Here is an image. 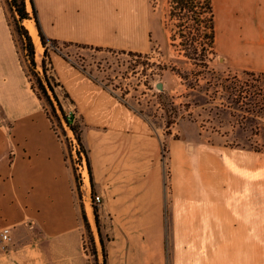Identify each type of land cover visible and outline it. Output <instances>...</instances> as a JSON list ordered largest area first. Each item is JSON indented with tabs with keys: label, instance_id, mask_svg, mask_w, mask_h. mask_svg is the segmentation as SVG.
<instances>
[{
	"label": "crops",
	"instance_id": "obj_1",
	"mask_svg": "<svg viewBox=\"0 0 264 264\" xmlns=\"http://www.w3.org/2000/svg\"><path fill=\"white\" fill-rule=\"evenodd\" d=\"M36 1L46 36L66 46L152 48L146 22L107 0ZM237 6L220 31L215 11L216 52L220 42L229 67L264 74V0ZM3 10L0 0V264H92L65 144L22 72ZM47 60L81 123L92 190L114 218L107 264H264V151L209 142L193 121L165 133L60 51Z\"/></svg>",
	"mask_w": 264,
	"mask_h": 264
},
{
	"label": "rangeland",
	"instance_id": "obj_2",
	"mask_svg": "<svg viewBox=\"0 0 264 264\" xmlns=\"http://www.w3.org/2000/svg\"><path fill=\"white\" fill-rule=\"evenodd\" d=\"M25 1L30 14L28 19L35 22V12L31 0ZM107 1L117 10L124 9L126 13L129 12L131 21L138 19L146 22L152 48L146 53L133 52L141 54L137 57L135 54H130L129 52L132 51L128 50L97 51L82 45L66 46L59 42L58 49H55L51 43L46 45L48 48L46 56V47L43 46L42 41L40 50L32 37L35 46V72L46 83L42 65L45 60V67L49 70L46 73L47 77L51 83L55 84V91L63 108L67 94L52 74L50 61L47 60L50 50L60 51L76 67L86 70L88 74L104 83L122 101L143 113L158 130L165 133L172 132L171 129L176 125V122L181 124L184 121H193L200 127L198 132L203 133L209 142L264 151V114L255 116L254 113L248 112V110H256L264 97V76L253 79L251 76L243 74V70L229 67L220 42L217 43V55L211 62L213 73L204 74V70L192 65L171 44V32L168 26L173 27L174 21L166 19L167 3L165 0ZM234 1L231 0L232 3H235ZM34 2L42 26V14L37 1L34 0ZM2 3L5 25L18 52L22 72L31 89L32 86L34 87L35 91L34 89L32 91L35 94H40L41 98L37 94L36 96L49 114L52 128L59 133L65 144L68 164L75 175L76 202L80 207V214L86 226L84 241L85 247H87L86 251L92 257V264H107L115 256L116 246L111 242L115 227L114 218L112 214H106L103 196L92 190L93 170L86 160L87 149L84 143L83 147L78 144L76 133L64 120L62 111L59 109V101L54 98L53 93L49 91L56 111L40 89L37 78L32 73L26 46L27 40L16 30V12L11 7L9 0H2ZM220 4V0H215L219 31L225 15L224 9L220 10ZM223 45L224 47L229 45H225V39ZM165 65L167 68L164 67ZM192 71L200 75L197 84L196 75L198 74L193 75ZM179 73L188 78H184ZM157 82L163 83V90L156 86ZM169 100L174 101L179 107L178 117L171 124H168L170 116L167 110L161 108L163 101ZM64 110L65 115L72 119L73 126L82 134L81 123L78 118L74 119V111L69 108H64ZM3 125L4 130H9L10 120L4 119ZM177 135L183 137L182 134ZM77 151L80 156L76 153ZM81 166H84L82 170H80ZM82 171L86 177L85 182L82 178ZM97 195L101 197L100 202L95 198ZM87 206L92 208V218L88 215ZM96 210L98 217L95 215ZM84 211L88 221L84 219Z\"/></svg>",
	"mask_w": 264,
	"mask_h": 264
},
{
	"label": "trees",
	"instance_id": "obj_3",
	"mask_svg": "<svg viewBox=\"0 0 264 264\" xmlns=\"http://www.w3.org/2000/svg\"><path fill=\"white\" fill-rule=\"evenodd\" d=\"M11 7L15 10V24L16 30L19 34L24 36L27 40V50L30 56V62L32 65V73L37 78L38 85L42 90L43 94L49 101L50 105L56 111L54 103L51 100L49 91L53 93L54 98L59 101L57 93L55 91V84L51 83L47 77V69L45 67V60H43V71L45 75V81L41 78L37 72L36 60H35V46L32 40L31 34H29L28 29L24 26L23 21L30 18V14L26 7L25 0H9ZM167 3L166 10V19L167 21H174L173 27H169L171 32L172 46L179 52L183 54L185 58L191 62L195 67L204 70V74L213 73L214 70L211 68V62L214 57L217 55L216 52V22H215V7L214 0H165ZM33 10L35 12L34 18L35 23L38 29L39 36L41 38L43 46H45V55L48 54L47 44L51 43L55 49H58L59 41L56 39H49L44 33L42 26L40 24L39 17L37 15V9L35 6L34 0H31ZM85 47V46H84ZM97 51H102L106 49L102 48H93ZM110 50V49H109ZM130 54H137L129 52ZM141 56V54H137ZM165 68L166 65L164 66ZM174 69V67H173ZM193 75H196V84L199 81V73L191 72ZM243 74L251 76L253 79H259L264 76L263 73H256L253 71H243ZM181 76L184 77L181 73ZM188 78V77H184ZM32 89L34 87L32 86ZM35 91V89H34ZM39 98H41L39 93H36ZM170 104L172 106H170ZM59 109L62 111L64 120L76 133L78 144L83 147L81 132H78L72 124V119L65 115V110L59 101ZM162 109L167 110L168 115L170 116L168 124H171L175 121L179 114V107L175 104L174 101H163ZM249 113H254L255 116H261L264 114V97L262 101L259 102L258 108L252 111L248 110ZM48 114V113H47ZM49 116V114H48ZM50 118V117H49ZM57 132V131H56ZM59 135V133H58ZM60 136V135H59ZM79 155V151L76 152ZM86 160L88 165H90L89 157L86 155ZM84 208V206H83ZM85 209V208H84ZM96 217H98V212H95ZM84 219L88 221L86 212L84 211Z\"/></svg>",
	"mask_w": 264,
	"mask_h": 264
},
{
	"label": "bare ground",
	"instance_id": "obj_4",
	"mask_svg": "<svg viewBox=\"0 0 264 264\" xmlns=\"http://www.w3.org/2000/svg\"><path fill=\"white\" fill-rule=\"evenodd\" d=\"M251 0H235V3H232L231 0H220L221 4H220V10L224 9V12L226 13L228 11V13L230 12V10H232L231 12H238V6L239 4H247L248 2H250ZM24 24L25 26L28 28L30 34L32 35L35 43L37 44V46L40 48V50L42 49V45H41V39L38 33V29L37 26L35 24V22L32 19H25L24 20ZM38 48V50H39ZM87 212L88 215L90 216V218L93 217V212H92V208L90 206H87Z\"/></svg>",
	"mask_w": 264,
	"mask_h": 264
},
{
	"label": "built area",
	"instance_id": "obj_5",
	"mask_svg": "<svg viewBox=\"0 0 264 264\" xmlns=\"http://www.w3.org/2000/svg\"><path fill=\"white\" fill-rule=\"evenodd\" d=\"M135 56L139 57L137 54H135ZM162 108V107H161ZM82 167L84 166H81L80 167V170H82ZM82 178L84 180V182L86 181V177H85V174L84 172L82 171ZM96 200L98 202H100L101 200V197L99 195L95 196ZM1 236H2V239L5 241V242H9L11 240V236H10V228H4L3 231L1 232ZM86 250H87V247H86Z\"/></svg>",
	"mask_w": 264,
	"mask_h": 264
},
{
	"label": "water",
	"instance_id": "obj_6",
	"mask_svg": "<svg viewBox=\"0 0 264 264\" xmlns=\"http://www.w3.org/2000/svg\"><path fill=\"white\" fill-rule=\"evenodd\" d=\"M157 87H158L160 90H163V89H164V87H163V83H162V82H159V83L157 84ZM170 106H172V105L170 104Z\"/></svg>",
	"mask_w": 264,
	"mask_h": 264
}]
</instances>
